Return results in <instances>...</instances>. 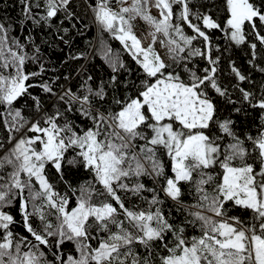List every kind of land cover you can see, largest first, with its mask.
Here are the masks:
<instances>
[{"label": "snow or ice", "instance_id": "snow-or-ice-1", "mask_svg": "<svg viewBox=\"0 0 264 264\" xmlns=\"http://www.w3.org/2000/svg\"><path fill=\"white\" fill-rule=\"evenodd\" d=\"M18 4L27 34L0 18V264H264V0ZM233 47L251 67L229 58L226 82Z\"/></svg>", "mask_w": 264, "mask_h": 264}, {"label": "trees", "instance_id": "trees-1", "mask_svg": "<svg viewBox=\"0 0 264 264\" xmlns=\"http://www.w3.org/2000/svg\"><path fill=\"white\" fill-rule=\"evenodd\" d=\"M197 2L199 4L216 5V6H221L222 4V0H197ZM210 11L214 13L215 15L220 16L221 18L223 16V13L216 11V8H211ZM0 18H3L5 23H12L15 28L16 34H20L21 32H24V29H22V27L20 26V21L22 17L20 14V5L18 4V0H0ZM24 34H27V33L24 32ZM34 34L36 35V39L38 43L44 39V36L38 31L34 32ZM95 35H96V31L93 28L91 31H89L86 34L85 37H78L77 40H78L79 47L81 48L85 47L86 41L93 40ZM215 35L218 36L220 34L216 33ZM21 38H23V36H21ZM105 38L107 39V36H105ZM110 43L116 49L120 47L118 42L110 41ZM216 43L220 44L221 47H223L224 45L223 40H217ZM44 47H45V52L49 54L52 58H55V56L58 55V53L52 52L51 50L47 49L46 46ZM229 58H231L232 60L236 62L237 66L240 67L241 71H244V72L250 71L251 66L248 64V60L250 59V56L248 52L244 50L243 48L233 47L228 52L224 53L222 64H221L222 79L225 80L226 82L232 79V76L230 75ZM96 63L99 65L102 62L99 60V58H97ZM201 64H203L202 61H201ZM61 71H65V69H61ZM97 71L99 73V69H97ZM68 72H71L73 75L75 74L72 68H68L66 74ZM251 75L253 76V78L256 80L257 83L260 82L261 75L259 73L251 72ZM224 114L227 115V113H224ZM253 116H256V114L252 113L249 116H241L239 118H237V116L233 114V119L237 120V125H238L237 130L243 131V132H248L249 130H251L252 132H255V124L253 123ZM255 123L256 124L259 123L258 116L256 117ZM165 210L167 211V209ZM174 216L178 219L180 218V214L176 213L175 211H174ZM18 230L22 231V229H18Z\"/></svg>", "mask_w": 264, "mask_h": 264}, {"label": "rangeland", "instance_id": "rangeland-1", "mask_svg": "<svg viewBox=\"0 0 264 264\" xmlns=\"http://www.w3.org/2000/svg\"><path fill=\"white\" fill-rule=\"evenodd\" d=\"M154 14H155V12H154ZM141 24H142V22H138V26H137V29H136L138 35L143 34V31H144V29L140 27ZM144 27L146 28V26H144ZM160 51L163 54L164 50L160 49Z\"/></svg>", "mask_w": 264, "mask_h": 264}]
</instances>
